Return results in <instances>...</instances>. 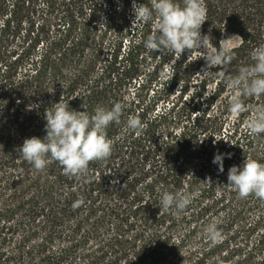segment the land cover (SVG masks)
Wrapping results in <instances>:
<instances>
[{"label": "trees", "instance_id": "trees-1", "mask_svg": "<svg viewBox=\"0 0 264 264\" xmlns=\"http://www.w3.org/2000/svg\"><path fill=\"white\" fill-rule=\"evenodd\" d=\"M132 2L0 0V264H264V201L227 185L246 157L264 163V133L248 134L250 113H229L218 67L203 74L195 53L146 50L154 21L132 29ZM204 4L200 31L214 47L242 38L228 45L225 72L235 76L264 44V0ZM57 102L89 115L123 105L106 129L110 158L91 162L86 178L55 162L36 172L18 156L25 138L46 135L45 110ZM129 116L144 124L139 136L126 130ZM185 187L195 196L187 209L159 215L161 193ZM212 221L222 232L214 247L203 232Z\"/></svg>", "mask_w": 264, "mask_h": 264}, {"label": "clouds", "instance_id": "clouds-1", "mask_svg": "<svg viewBox=\"0 0 264 264\" xmlns=\"http://www.w3.org/2000/svg\"><path fill=\"white\" fill-rule=\"evenodd\" d=\"M150 5L149 7L137 4L136 0L132 2V29L154 21L152 33L144 41L146 50L164 55L176 54L177 59L186 50L190 53L189 56L195 53L189 62L203 58L206 61L203 74L218 67L219 70L212 73H215L229 90V113L234 118L245 112L250 113L245 121L248 134L259 137L264 133V103H244V98L264 96V44L250 53L252 64L240 67L235 76H227L225 68L231 63L234 49L225 42L242 38L233 36L222 39L217 48L213 46L209 36H202L201 26L207 20L204 0H182V4L176 0H150ZM201 46L205 51H199ZM48 91L54 92V88ZM213 94L215 92L208 88L204 93L205 97ZM122 111L123 105L119 102L113 103L110 108L97 106L91 115L84 110H72L68 104L57 102L51 109L45 110L46 135L43 138H25L23 144L17 148L18 156L32 165L36 172H43L48 164L55 162L61 166L64 175L76 179L86 178L91 162L106 161L110 158L113 143L107 137L106 129L113 122L120 123ZM144 127L136 116H129L126 121V130L137 136L143 132ZM223 159V155L219 153L213 159V163L219 166L220 173L224 171ZM227 180V185L240 198L254 196L264 201V163L246 157L242 166L233 165L229 168ZM194 198V194L189 192L187 187L175 193L164 190L160 195L159 215L172 209L176 214H180ZM82 203L83 200L79 199L74 202L73 207H79ZM203 232L211 246L222 243V232L216 221L207 224ZM217 264H223V261L218 260Z\"/></svg>", "mask_w": 264, "mask_h": 264}, {"label": "rangeland", "instance_id": "rangeland-1", "mask_svg": "<svg viewBox=\"0 0 264 264\" xmlns=\"http://www.w3.org/2000/svg\"><path fill=\"white\" fill-rule=\"evenodd\" d=\"M236 42V38L235 39H232V40H229V41H226L225 43L227 44V45H230V44H233V43H235Z\"/></svg>", "mask_w": 264, "mask_h": 264}]
</instances>
